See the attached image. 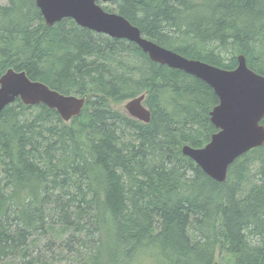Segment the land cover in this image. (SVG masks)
Listing matches in <instances>:
<instances>
[{
  "label": "trees",
  "instance_id": "1",
  "mask_svg": "<svg viewBox=\"0 0 264 264\" xmlns=\"http://www.w3.org/2000/svg\"><path fill=\"white\" fill-rule=\"evenodd\" d=\"M110 2L162 47L264 75V0ZM9 68L85 104L68 122L19 98L0 112V264H264V144L221 182L181 152L217 131L207 83L71 18L47 25L35 0L0 1ZM140 94L148 123L113 107Z\"/></svg>",
  "mask_w": 264,
  "mask_h": 264
},
{
  "label": "water",
  "instance_id": "2",
  "mask_svg": "<svg viewBox=\"0 0 264 264\" xmlns=\"http://www.w3.org/2000/svg\"><path fill=\"white\" fill-rule=\"evenodd\" d=\"M110 1L35 0V4L47 25L71 18L81 27L133 42L152 61L181 69L207 83L218 97V103L209 112V120L217 131L203 147L184 144L181 152L210 178L223 181L235 159L264 144V125L261 123L264 75L250 69L243 54L236 56V67L227 70L162 47L143 37L122 15L104 10L100 2ZM144 97L145 94H140L128 100L125 108L130 117L148 123L151 111L143 104ZM16 98L25 105L44 104L55 109L65 122L78 116L85 104L84 96L59 93L40 81L31 80L24 71L9 68L0 76V112Z\"/></svg>",
  "mask_w": 264,
  "mask_h": 264
},
{
  "label": "rangeland",
  "instance_id": "3",
  "mask_svg": "<svg viewBox=\"0 0 264 264\" xmlns=\"http://www.w3.org/2000/svg\"><path fill=\"white\" fill-rule=\"evenodd\" d=\"M0 1L4 3L5 0H0ZM100 3H101V5H103V6L110 5V7H111V2H110V3H109V2H100ZM227 56H229V54H228ZM127 101H128V100H127ZM127 101H126V102H127ZM126 102H123V103H121V104H115V105H113V107H114L115 109L121 111V112H125V113L128 115V113H127V111H126V108H125V104H126ZM41 244H42V243H41Z\"/></svg>",
  "mask_w": 264,
  "mask_h": 264
}]
</instances>
